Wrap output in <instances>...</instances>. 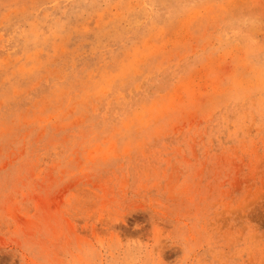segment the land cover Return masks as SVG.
I'll return each mask as SVG.
<instances>
[{"label": "rangeland", "instance_id": "374dc122", "mask_svg": "<svg viewBox=\"0 0 264 264\" xmlns=\"http://www.w3.org/2000/svg\"><path fill=\"white\" fill-rule=\"evenodd\" d=\"M0 264H264V0H0Z\"/></svg>", "mask_w": 264, "mask_h": 264}]
</instances>
